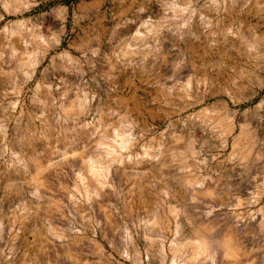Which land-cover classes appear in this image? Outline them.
<instances>
[{"label": "clouds", "instance_id": "obj_1", "mask_svg": "<svg viewBox=\"0 0 264 264\" xmlns=\"http://www.w3.org/2000/svg\"><path fill=\"white\" fill-rule=\"evenodd\" d=\"M0 9L16 15L0 14V191L20 200L8 224L0 211V264H119L98 234L131 264L154 249L160 264H264V0ZM48 149L47 169L72 170L67 204L30 178ZM145 190L156 203L135 210ZM54 207L67 227L52 226ZM42 212L43 233L22 238Z\"/></svg>", "mask_w": 264, "mask_h": 264}, {"label": "rangeland", "instance_id": "obj_2", "mask_svg": "<svg viewBox=\"0 0 264 264\" xmlns=\"http://www.w3.org/2000/svg\"><path fill=\"white\" fill-rule=\"evenodd\" d=\"M0 14H3L5 16V21L9 20H15L16 15H9L7 13H3V10L0 9ZM0 26H3L2 23H0ZM8 88V82L6 80L0 79V92L7 90ZM134 90V89H133ZM9 147L12 151H20V147L16 144L15 138L11 136L10 133V143ZM47 148V144L44 141H36L33 145V149L29 150L28 155L32 156L37 152L44 151ZM51 149H48L49 153V159H41V167L38 169L36 167L30 166V173H31V179L33 180H39L43 183L44 187L41 189L42 193L48 195L52 201H63L64 204L68 203L67 195L65 192L61 190V185H66L67 187L71 188L73 187L71 183L70 177L72 176V170L67 165L62 166V168H56V169H47V164L49 163L50 159H53V157L50 156ZM7 159V157H5ZM58 159V158H56ZM69 163L73 164L75 166L78 162L77 161H69ZM6 164L4 160H0V172L5 171ZM13 178L18 181H23L26 179L24 176L23 171H20L19 176H15L13 173ZM20 202L19 197L15 194V188L13 193H4L3 191H0V211H2L5 218V224L9 223V220L7 217H10L12 215V211L15 208V205ZM156 203V197L150 190H145V193L143 195L142 200L139 201V206L134 205L135 210H142V208H151ZM98 212L100 213V216H103V212L100 211L99 207H97ZM61 211L57 210L56 207L53 208V211L51 213V219H52V226L53 227H67V221L63 220L61 218ZM63 215H67V210L63 211ZM45 218V213H41L40 216H31L25 223H24V232L22 233V238L24 236H27V239L29 242L36 241L37 237L33 235V233L39 228L41 233H43L44 229L42 227L43 220ZM99 218V217H98ZM144 235V230L141 229L140 236L136 238L137 245L141 251V253L144 252L145 248L148 247V244L146 241L142 239ZM42 242V237L40 238ZM98 242L103 246L105 249V253H112L113 256H116V261H119V264H131V262L123 261L118 255H116L115 252L112 251V249L109 247L108 243L105 242L100 238V235H97ZM87 241H85L83 244L79 245L80 249H84V252H87L86 248ZM165 250L167 251L168 245L165 243ZM49 248H51V245H49ZM155 249L154 254L149 257L148 261H146V264H160V257L158 255H155ZM43 255V253H41ZM143 259V256H142ZM171 255L169 253V259L165 262V264H170ZM100 260V257H96L94 261H92V264H95V261ZM102 264H107V261H103Z\"/></svg>", "mask_w": 264, "mask_h": 264}]
</instances>
